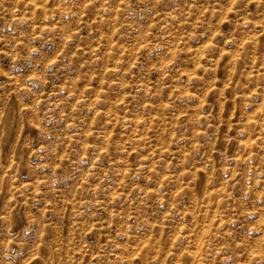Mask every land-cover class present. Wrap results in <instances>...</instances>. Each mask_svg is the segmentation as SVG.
Returning <instances> with one entry per match:
<instances>
[{
  "label": "rangeland",
  "instance_id": "obj_1",
  "mask_svg": "<svg viewBox=\"0 0 264 264\" xmlns=\"http://www.w3.org/2000/svg\"><path fill=\"white\" fill-rule=\"evenodd\" d=\"M0 264H264V0H0Z\"/></svg>",
  "mask_w": 264,
  "mask_h": 264
}]
</instances>
